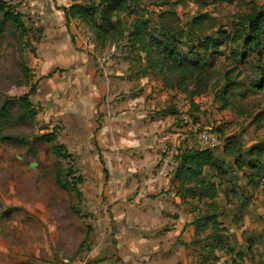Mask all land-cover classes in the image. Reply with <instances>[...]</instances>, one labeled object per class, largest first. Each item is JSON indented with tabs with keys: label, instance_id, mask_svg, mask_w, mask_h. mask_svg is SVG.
Wrapping results in <instances>:
<instances>
[{
	"label": "rangeland",
	"instance_id": "obj_1",
	"mask_svg": "<svg viewBox=\"0 0 264 264\" xmlns=\"http://www.w3.org/2000/svg\"><path fill=\"white\" fill-rule=\"evenodd\" d=\"M5 1L23 13L29 31L0 26V104L29 95L38 113L16 121V101L13 120L0 121V239L14 236L24 251L32 244V258L43 263L94 264L121 243L126 248L118 250L142 264H196L198 252L183 243L209 230L173 232L157 209L196 218L208 208L182 198L175 179L185 148H208L199 138L204 129L222 137L215 153L232 136L243 150L264 147V34L256 49L244 39L222 41L208 59L209 89L190 95L125 57L132 11L156 22L163 15L185 48L243 27L241 17L264 9V0H125L121 22L105 32L100 13L67 20L63 10L105 0ZM50 132L53 142L44 138ZM61 143L66 152L55 151ZM249 159L229 157V174L218 180L229 246L217 250L218 264H264V153Z\"/></svg>",
	"mask_w": 264,
	"mask_h": 264
},
{
	"label": "trees",
	"instance_id": "obj_2",
	"mask_svg": "<svg viewBox=\"0 0 264 264\" xmlns=\"http://www.w3.org/2000/svg\"><path fill=\"white\" fill-rule=\"evenodd\" d=\"M124 2L125 0H105L102 6L97 5L96 2L73 3L64 6L63 10L67 20L76 16L90 20L100 13L102 23L97 26L100 32H105L107 28H115V24L121 22L118 14L126 8V5H123ZM132 12H135L136 17L130 23L127 35L132 51L125 57L131 60L138 59V72L144 75L149 72L162 74L170 84L190 95L202 94L209 89L212 73L211 66H208V59L210 55L219 52L218 47L222 41L236 43L244 39V46L249 45L250 48L253 46L256 49L261 45V36L264 34V9L260 8L241 17L243 27L229 32L219 29L221 39H217L212 34L205 38L200 37L197 44L188 43L185 48H182V42L179 37H176L177 33L174 31L179 29L173 30L164 25L161 21L163 15L156 22L138 11ZM163 12H166L165 9ZM0 13L1 27L10 22L12 27L22 34H27L29 29L23 20L22 12L16 11L7 1L0 0ZM115 16H117L116 23L112 21ZM16 101L19 102L20 108V115L16 121H33L38 111L29 95L18 99H5L0 104V121L13 120L11 105ZM55 137V132L44 135L48 142H53ZM3 138L13 139L14 137L4 135ZM241 142L240 137H228L223 150L224 156L217 155L212 148H185L179 155L175 179L179 181L181 190L184 191L182 198L188 194L193 199L204 201L208 207L192 223L196 234L199 235L200 232L207 230L209 232L202 237L198 236L183 243L186 246H193L194 251L198 252L199 260L196 264H218L220 255L217 250L229 249L224 240V232L227 229L223 221L219 219V208L216 203L219 194L218 180L222 181L221 178L229 174L225 159L232 157L234 162H237L241 157H250L248 161L252 162V160L257 161L259 155L264 153V147L258 148L257 145L243 150L245 146ZM54 149L56 152H66L67 147L61 143L55 145ZM254 154L257 156L255 159L252 158ZM207 170L209 174L206 173ZM238 254L241 255L239 252Z\"/></svg>",
	"mask_w": 264,
	"mask_h": 264
},
{
	"label": "crops",
	"instance_id": "obj_3",
	"mask_svg": "<svg viewBox=\"0 0 264 264\" xmlns=\"http://www.w3.org/2000/svg\"><path fill=\"white\" fill-rule=\"evenodd\" d=\"M252 145H256V144H252ZM216 154L219 156H224L223 151L217 152ZM228 162H229V158L226 157L225 165ZM162 206H166V205L162 204ZM157 211L158 214L161 213L162 215H164L162 220L159 218L158 220L162 222H171L173 232L175 231L181 232L183 229H185V227H187L188 230H190L189 237L190 235H193L195 233V226L192 223L195 219V216H193V214L190 213L189 211L187 213L182 211L180 215L174 214L173 215L174 218L169 217V213L167 212L163 214L162 208H158ZM184 233L186 232L184 231ZM187 241L188 239H185V242ZM29 245L30 246L24 251L22 246H20L18 238L14 236L2 237L0 239V264H53V263H43L39 260L32 258V246H31L32 244ZM121 247H124L121 246V243L110 246L112 251L110 253L100 255L99 257L100 259L94 262V264H142L139 262H135V260L134 261L132 260V257H134V255H132V257H128L127 255L128 251L124 249L126 247L123 248L124 251L118 250ZM152 252H156V251L154 250ZM160 259L153 258L150 260V262L144 264H159L161 262Z\"/></svg>",
	"mask_w": 264,
	"mask_h": 264
},
{
	"label": "built area",
	"instance_id": "obj_4",
	"mask_svg": "<svg viewBox=\"0 0 264 264\" xmlns=\"http://www.w3.org/2000/svg\"><path fill=\"white\" fill-rule=\"evenodd\" d=\"M200 142L208 148H216L222 144V137L213 128L204 129L199 134Z\"/></svg>",
	"mask_w": 264,
	"mask_h": 264
}]
</instances>
